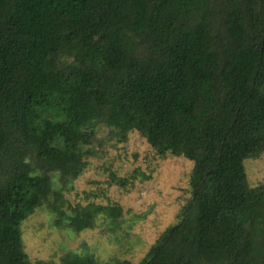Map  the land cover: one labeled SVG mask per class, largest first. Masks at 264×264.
I'll return each instance as SVG.
<instances>
[{
  "label": "trees",
  "instance_id": "16d2710c",
  "mask_svg": "<svg viewBox=\"0 0 264 264\" xmlns=\"http://www.w3.org/2000/svg\"><path fill=\"white\" fill-rule=\"evenodd\" d=\"M99 126L191 160L192 197L138 263H33L21 225L37 208L75 231L123 212L62 208ZM263 152L264 0H0V264H264V182L245 167Z\"/></svg>",
  "mask_w": 264,
  "mask_h": 264
},
{
  "label": "rangeland",
  "instance_id": "374dc122",
  "mask_svg": "<svg viewBox=\"0 0 264 264\" xmlns=\"http://www.w3.org/2000/svg\"><path fill=\"white\" fill-rule=\"evenodd\" d=\"M101 127V126H99ZM103 131L102 146H94L97 156L89 157L84 172L63 191L62 208L72 206L121 204L116 224L100 219L92 228L81 231L56 222V213L48 204L35 210L22 222V241L30 261L59 262L69 252H91L99 263L127 259L138 263L148 254L158 237L181 219L192 197L190 175L193 162L183 155L161 157L147 139L131 131L125 141ZM249 183L264 182V152L245 160ZM112 173L129 182L124 186ZM61 188L59 177L54 178ZM53 200V199H52Z\"/></svg>",
  "mask_w": 264,
  "mask_h": 264
}]
</instances>
